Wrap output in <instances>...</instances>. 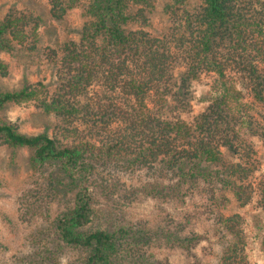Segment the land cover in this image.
Returning a JSON list of instances; mask_svg holds the SVG:
<instances>
[{"label": "trees", "instance_id": "1", "mask_svg": "<svg viewBox=\"0 0 264 264\" xmlns=\"http://www.w3.org/2000/svg\"><path fill=\"white\" fill-rule=\"evenodd\" d=\"M48 1L55 20L81 5ZM82 6L79 40L43 52L56 68L54 92L41 83L0 92V108L33 104L73 136L69 144L46 133L26 136L0 120L4 142L33 150L35 172L49 170L43 194L49 187L67 205L49 223L56 251L41 259L58 264L72 248L84 255L82 264H158L141 251L154 242L152 233L189 251L200 239L163 226L151 233L144 225L88 230L99 213L98 190L108 200L116 192L132 198L141 192L181 205L200 195L219 233L217 264H251L245 219L225 211L235 203L264 212V174L257 176L263 163L257 148H264V0H171L169 27L160 36L147 30L152 0H88ZM38 24L32 15L5 18L0 51H12L14 42L35 51ZM194 107L199 111L192 113ZM116 173L149 181L120 191ZM255 233L264 258V227Z\"/></svg>", "mask_w": 264, "mask_h": 264}, {"label": "rangeland", "instance_id": "2", "mask_svg": "<svg viewBox=\"0 0 264 264\" xmlns=\"http://www.w3.org/2000/svg\"><path fill=\"white\" fill-rule=\"evenodd\" d=\"M86 1L81 0L80 6L68 10L61 20H55L50 15L48 0H0V24L10 15H32L39 19L35 51L29 52L15 42L12 51H0V64L6 67V74L0 76L1 93L16 92L38 83L45 85L49 93L54 92L57 87L56 68L45 60L43 52L46 48L58 49L66 42L79 40L81 28L86 21L82 10ZM152 2L154 7L149 14L150 27L147 30L152 35L160 36L169 27L167 18L171 0ZM24 31L29 33L31 28ZM201 88V85H197L198 92ZM198 111L199 108L194 107L192 113ZM0 120L26 136L46 133L50 137L64 139L68 144L73 139V136L61 132L58 118L30 103L3 106L0 108ZM4 141L0 137V264H47L41 259L43 253L47 250L56 251L53 247L54 232L49 223L67 205L49 187L43 194L49 170L35 172L31 168L33 150L13 148ZM257 149L263 161L258 176L264 174V148L259 146ZM113 176L123 183L119 187L120 191L135 185L140 187L138 184L141 181H149L144 176L126 177L117 173ZM129 193L116 192L114 198L108 200L98 190L94 192L97 194L95 206L99 213L88 230H116L121 226L142 228L144 225L153 228L148 233L163 226L178 231L179 237L199 235V241L189 251L165 245L158 241V233H152L154 242L141 251L152 256L151 261L158 264H217L222 247L218 240L219 233L206 209L201 207L200 195L194 193L191 199L187 198L181 205L178 201L145 197L141 192L135 193L136 196L132 198L127 196ZM231 213H239L245 219L246 252L250 263L263 264L264 258L259 251L255 230L264 227V212L254 204L239 208L232 203L229 210L225 211L226 215ZM178 225L181 230L177 229ZM32 253L39 256L31 260L29 255ZM62 253L58 257V264H82L84 255L79 251L66 248Z\"/></svg>", "mask_w": 264, "mask_h": 264}]
</instances>
